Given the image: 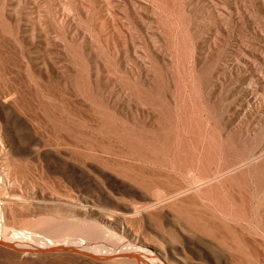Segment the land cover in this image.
I'll return each instance as SVG.
<instances>
[{
  "label": "rangeland",
  "instance_id": "1",
  "mask_svg": "<svg viewBox=\"0 0 264 264\" xmlns=\"http://www.w3.org/2000/svg\"><path fill=\"white\" fill-rule=\"evenodd\" d=\"M0 206L38 242L264 264V0H0Z\"/></svg>",
  "mask_w": 264,
  "mask_h": 264
},
{
  "label": "bare ground",
  "instance_id": "2",
  "mask_svg": "<svg viewBox=\"0 0 264 264\" xmlns=\"http://www.w3.org/2000/svg\"><path fill=\"white\" fill-rule=\"evenodd\" d=\"M0 244L23 254L66 251L83 254L103 261H124L130 264H172L166 259L161 258L162 253L160 250L141 242L135 235L130 239L122 241L116 248H105V242L99 243L97 246H90L82 240H75L73 238L56 242L50 240L38 242L19 236L16 233L8 235V231L2 229L0 224Z\"/></svg>",
  "mask_w": 264,
  "mask_h": 264
}]
</instances>
